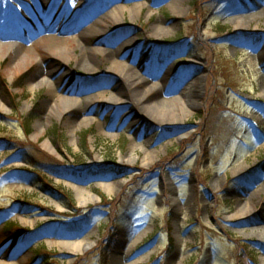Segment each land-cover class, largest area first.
<instances>
[{
  "label": "rangeland",
  "instance_id": "374dc122",
  "mask_svg": "<svg viewBox=\"0 0 264 264\" xmlns=\"http://www.w3.org/2000/svg\"><path fill=\"white\" fill-rule=\"evenodd\" d=\"M43 1L0 0V260L264 264V0Z\"/></svg>",
  "mask_w": 264,
  "mask_h": 264
},
{
  "label": "bare ground",
  "instance_id": "6f19581e",
  "mask_svg": "<svg viewBox=\"0 0 264 264\" xmlns=\"http://www.w3.org/2000/svg\"><path fill=\"white\" fill-rule=\"evenodd\" d=\"M8 1H10V0H3V3H7ZM44 1H43V4H44ZM52 1L53 0H51V2ZM90 1H92V0H83L82 5H87V4L89 5V4H91ZM178 2H179V0H174V2L172 3V5H173L174 8H177ZM39 6H41L40 9H42V10L45 8V7H43L42 2L39 3ZM124 9L125 8L123 6L117 4V5L113 6L110 10H108V11L106 10V12H104L100 16V19H101V17H104V16H111L115 20H118V18H121V13L124 11ZM131 9L132 10L141 9V4H136V5L132 6ZM40 14H42V16L44 15L43 13H40ZM86 30H87V28L85 29V31ZM120 35L121 34L119 33V35L117 37H120ZM54 41L55 40H53V43L52 44L55 45V46H57V47H59L58 49L60 50V52H62V53L65 52L66 47H64V45L62 43H57V42H54ZM10 44L12 45V47L16 46L13 42H11ZM85 49H88V47H86V46H85V48L83 47L82 48V51H85ZM111 60H112L111 62L113 63V67L112 68H114V69L115 68H118L121 71L120 74L123 77H126V75H129L130 74L129 71L131 69H133V68H130L129 66H127V65H121L118 61H116L114 59V57ZM85 61H87V60H85ZM132 72H133V70H132ZM134 75H137V73L136 74L134 73ZM132 78L130 79L131 81L129 80L127 82V83H129L130 86H132L133 84H137V85H142L143 87L147 88L148 83L146 82V80L142 76L137 75L136 77L135 76L134 77L132 76ZM201 85H202V78L201 77H197V78H195L193 81H191L189 83V85L185 88V92L184 93L186 95H189V97H191L192 96V93L195 91V89L201 88ZM147 90H149L148 92H154L155 89L153 91H150V89L148 88ZM156 95H157V93H154V94H152V95H150L148 97L140 96L138 99H136V98L135 99H132L130 97L129 100L126 99L125 101L124 100L120 101L121 98H118L116 103H122V105L127 103V104H130L131 107H134L136 109H139L140 111H142L144 109H148V110L155 111L156 110L155 108L157 107L156 106L157 105V101H156V98L157 97H156ZM161 113L164 114L163 112H161ZM169 122L173 123V120L172 121H169ZM118 183H120V182H116V185ZM114 186H115V184L110 185L111 188H113ZM247 204L248 203L242 205V207L239 208L241 210H239V212L237 213V215H240V216H244L245 215V213H246L245 212V209H247ZM86 244H88V243H85V242H79V243L72 242V245L75 248L83 247ZM0 264H9V263H6V262L0 260Z\"/></svg>",
  "mask_w": 264,
  "mask_h": 264
}]
</instances>
